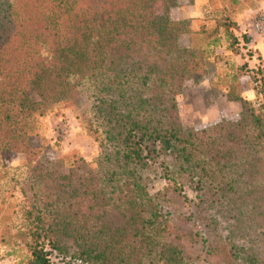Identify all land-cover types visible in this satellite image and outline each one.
Here are the masks:
<instances>
[{
	"label": "trees",
	"instance_id": "16d2710c",
	"mask_svg": "<svg viewBox=\"0 0 264 264\" xmlns=\"http://www.w3.org/2000/svg\"><path fill=\"white\" fill-rule=\"evenodd\" d=\"M238 4L215 8L220 33L173 18L177 0H0V184L24 195L25 264H264V58L233 19ZM220 45L242 59L223 87L239 116L183 127L175 95L202 80ZM81 98L97 154L42 159L36 117ZM14 152L25 154L23 178L3 164ZM151 165L172 185L150 193ZM173 205L190 224H173ZM5 230L0 241L15 243Z\"/></svg>",
	"mask_w": 264,
	"mask_h": 264
},
{
	"label": "rangeland",
	"instance_id": "374dc122",
	"mask_svg": "<svg viewBox=\"0 0 264 264\" xmlns=\"http://www.w3.org/2000/svg\"><path fill=\"white\" fill-rule=\"evenodd\" d=\"M189 0H177V5L171 8V16L173 18H187L190 20V25L193 29L200 27L211 29L218 25V31L221 33V25L218 24L221 15H216L215 8H221V0H213L212 8L201 4L202 10L197 16L185 17L181 13V6ZM181 45L189 43L187 33H182L179 36ZM219 59L213 65L207 68V72L202 80L194 83L191 80L185 81L183 88L175 95L178 115L183 127H193L195 129L202 128L221 118L237 119L241 110V104L238 100H229L225 96V89L229 83L230 75L234 72L235 65H239L242 59L237 55L226 52L220 46L214 50ZM221 53L227 57L229 64L221 59ZM225 53V54H224ZM223 57V58H224ZM242 83V94L251 99L254 103L257 99L254 98L251 86L253 81L247 75L240 76ZM88 104L87 100L81 98L75 106H63L61 103L49 104L41 115H38L35 120L36 138L41 137L42 150L41 158L44 160L54 161L55 159L65 156L66 154L75 151L85 160H91L98 152L97 134L92 129H89L82 116V109ZM3 164L8 168V173L11 178H23L26 173L23 164L25 163V154L23 152H14L7 154L3 158ZM53 163H49L47 170L43 171L45 179L52 177L55 171L52 167ZM143 175L147 178V187L150 193H155L165 187L172 185V181L162 176L159 169L154 166H149L143 170ZM182 183L183 193L193 202L196 199V191L189 183L180 180ZM14 183L0 184V231L4 238L7 237L8 231L5 227H9L10 231H15L13 240L15 243H3L0 241V264H25L29 253L28 247L23 243V233L28 232L31 224L26 216V208L20 206L24 199V195L17 189H11ZM2 189H6L5 192ZM4 197V200L1 199ZM175 204V203H174ZM176 205V204H175ZM174 207V208H173ZM171 216L174 218L173 224H182L179 220L180 210L185 208H169ZM188 212V209H185ZM32 218V217H31ZM19 232H16V231ZM1 239V238H0ZM20 242V243H19ZM67 249L71 252L74 246L66 243ZM62 264H65L64 262Z\"/></svg>",
	"mask_w": 264,
	"mask_h": 264
},
{
	"label": "crops",
	"instance_id": "0c3cea01",
	"mask_svg": "<svg viewBox=\"0 0 264 264\" xmlns=\"http://www.w3.org/2000/svg\"><path fill=\"white\" fill-rule=\"evenodd\" d=\"M202 2L206 3L207 0H189L183 3L181 13L185 17L197 16L202 10ZM233 13V19L240 31L245 32L250 38L248 47L257 51L264 58V30L259 32L253 26L255 16L264 15V0H239V4ZM248 60L250 64L257 61L255 56L248 58Z\"/></svg>",
	"mask_w": 264,
	"mask_h": 264
},
{
	"label": "built area",
	"instance_id": "2783aa9c",
	"mask_svg": "<svg viewBox=\"0 0 264 264\" xmlns=\"http://www.w3.org/2000/svg\"><path fill=\"white\" fill-rule=\"evenodd\" d=\"M253 26L257 31L264 30V15H256L253 21Z\"/></svg>",
	"mask_w": 264,
	"mask_h": 264
}]
</instances>
